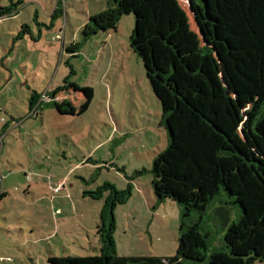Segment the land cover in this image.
<instances>
[{
  "label": "rangeland",
  "instance_id": "374dc122",
  "mask_svg": "<svg viewBox=\"0 0 264 264\" xmlns=\"http://www.w3.org/2000/svg\"><path fill=\"white\" fill-rule=\"evenodd\" d=\"M12 1L18 5L20 0ZM57 1L22 0L19 14L0 19V48L11 45L10 34L22 24L45 35L37 42L38 51L30 39L19 44L7 65L10 75L0 68V193H7L0 197V264H49L51 256L99 255L97 226L104 201L83 197V192L106 182L118 191L132 188L127 203L114 211L118 255L174 257L183 210L153 193V162L167 149L169 135L143 63L131 48L134 16H123L115 31L85 38L89 18L113 0H61L64 16L61 12L54 19ZM178 1L197 31L187 0ZM12 3L0 0L3 6ZM74 44L79 49L72 55L66 47ZM67 76L71 88L51 92ZM34 90L44 93L43 108L31 113ZM63 105L67 109L62 114L58 108ZM203 112L240 139L224 98L205 101ZM57 185L61 189L54 192ZM242 215L240 205L224 191L210 202L200 222L202 234L208 235V256L227 252L225 232ZM197 220L196 212L186 217L184 231Z\"/></svg>",
  "mask_w": 264,
  "mask_h": 264
},
{
  "label": "trees",
  "instance_id": "16d2710c",
  "mask_svg": "<svg viewBox=\"0 0 264 264\" xmlns=\"http://www.w3.org/2000/svg\"><path fill=\"white\" fill-rule=\"evenodd\" d=\"M60 1L54 19L63 13ZM187 2L197 31L178 0H113L83 30L85 38L115 31L123 16H134L131 48L143 63L169 135L167 149L153 162V193L183 210L176 255H118L114 211L127 203L132 188L118 191L106 182L83 192V197L104 201L97 226L100 254L51 256L49 264H264V0ZM18 5L0 7V17L12 16ZM28 30L23 25L21 33ZM78 49L79 44L66 47L72 55ZM69 78L51 92L70 89ZM219 98L225 100L232 127L240 130L238 140L203 112L205 101ZM40 100L32 91L31 113L43 108ZM52 105L58 107L57 102ZM58 109L66 113L67 105ZM221 191L235 199L243 215L225 232L227 252L208 256V235L202 234L200 222ZM193 212L199 220L184 231Z\"/></svg>",
  "mask_w": 264,
  "mask_h": 264
},
{
  "label": "crops",
  "instance_id": "0c3cea01",
  "mask_svg": "<svg viewBox=\"0 0 264 264\" xmlns=\"http://www.w3.org/2000/svg\"><path fill=\"white\" fill-rule=\"evenodd\" d=\"M22 1V0H21ZM10 2L12 3L13 1L10 0ZM32 2V1H30ZM58 2V1H57ZM56 2V3H57ZM29 3V2H28ZM1 7H8V6H3V5H0ZM23 6H21L19 8V5L15 8V11L13 12L12 16H6L7 18H13L15 15L19 14V11L22 9ZM56 6H53L52 10L54 12ZM62 14L64 16V12L61 13V17H62ZM36 15H37V12H36ZM4 17H0V19H2ZM1 22V21H0ZM56 24H57V21L54 22V25L55 27L53 28H56ZM23 24L20 26V28L17 30V33L15 35L13 34H10L11 38L12 39V43L10 46L6 47L5 44L2 45V47L0 48L2 51L0 52V68L2 69L3 67L7 70L8 69V63L10 62L11 59H14L15 58V53H17L16 51H18L17 49H19V44L23 43V42H26L28 41V39H30V41H33L31 47L34 48L33 50L35 51H38L37 49V42L41 43V40L43 38V36H45L42 32V29H37L38 31H34L32 29L31 26H29V30L28 32H25V33H21V28H22ZM37 32V34H36ZM47 35V34H46ZM18 36V38H17ZM9 70H7L8 72ZM8 74L10 75V72H8ZM35 91V90H34ZM37 92L38 94H40V96H42L44 93L43 92H38V91H35ZM56 187V186H55ZM63 188H65L63 186ZM6 192H2L0 193V197L1 198H4L6 196ZM117 223V222H116ZM118 229V224H117V228H116V231H115V238H116V234H117V230Z\"/></svg>",
  "mask_w": 264,
  "mask_h": 264
},
{
  "label": "built area",
  "instance_id": "2783aa9c",
  "mask_svg": "<svg viewBox=\"0 0 264 264\" xmlns=\"http://www.w3.org/2000/svg\"><path fill=\"white\" fill-rule=\"evenodd\" d=\"M60 189H61L60 186L57 185V186L54 188V192H55V191H59Z\"/></svg>",
  "mask_w": 264,
  "mask_h": 264
}]
</instances>
